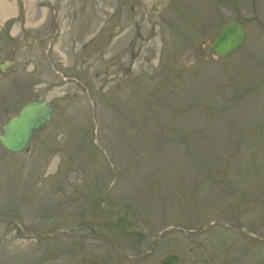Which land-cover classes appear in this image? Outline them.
I'll list each match as a JSON object with an SVG mask.
<instances>
[{"label": "rangeland", "instance_id": "obj_1", "mask_svg": "<svg viewBox=\"0 0 264 264\" xmlns=\"http://www.w3.org/2000/svg\"><path fill=\"white\" fill-rule=\"evenodd\" d=\"M165 1L0 0L12 36L52 17L0 37V132L27 100L53 105L29 150L0 142V264H223L225 226L201 228L264 202V0ZM231 20L247 41L221 59Z\"/></svg>", "mask_w": 264, "mask_h": 264}, {"label": "flooded vegetation", "instance_id": "obj_2", "mask_svg": "<svg viewBox=\"0 0 264 264\" xmlns=\"http://www.w3.org/2000/svg\"><path fill=\"white\" fill-rule=\"evenodd\" d=\"M165 2V0H152L153 8H159ZM143 8H146V5H143L142 9ZM134 9L135 6H132V10ZM51 35H54V32H52ZM94 37L95 36L93 35L92 38ZM25 39L26 35L20 36L16 38L14 42L22 43ZM100 44L101 43L98 40L97 45L99 46ZM97 53H100V47L90 51L91 55H95ZM11 61H13V64L15 63V60ZM3 62L5 61L3 60ZM8 68L9 67H7L4 71H1L0 68V77L6 76V71ZM13 70L15 73L18 68H13ZM43 81L44 79L40 77L33 79V87L47 86L44 85ZM23 87L24 81L19 80V82L17 83V88L20 94L23 93L26 89H23ZM35 90H37V88ZM36 98L37 97H34L32 99ZM29 100H27V102ZM19 109L15 112L17 113ZM224 226L225 256L223 257L225 259V262L223 264H264V202H262L261 200L246 203L225 202ZM189 231L195 230L189 229ZM206 260L207 264H209L210 259L207 257ZM178 264L182 263L180 262Z\"/></svg>", "mask_w": 264, "mask_h": 264}, {"label": "water", "instance_id": "obj_3", "mask_svg": "<svg viewBox=\"0 0 264 264\" xmlns=\"http://www.w3.org/2000/svg\"><path fill=\"white\" fill-rule=\"evenodd\" d=\"M246 37L247 30L243 24L235 21L227 23L213 43L215 53L222 58L231 56L244 45ZM2 69H5V65ZM19 112L4 124L3 133L0 135L2 143L13 151L25 148L33 136L44 129L51 117L52 107L48 101L34 100ZM177 261V255H169L162 259L163 264H176ZM195 264L204 262L197 261Z\"/></svg>", "mask_w": 264, "mask_h": 264}, {"label": "bare ground", "instance_id": "obj_4", "mask_svg": "<svg viewBox=\"0 0 264 264\" xmlns=\"http://www.w3.org/2000/svg\"><path fill=\"white\" fill-rule=\"evenodd\" d=\"M33 10H34V11H33ZM31 11L33 12V14L39 12V10H36V9H31ZM41 11L43 12V10H41ZM33 14H30L31 17H32ZM31 17H30V18H31ZM41 21H42V20H40L39 22H37V21H36V22H37V24H39ZM34 22H35V21H34ZM34 22L31 21L32 24H35ZM35 25H36V24H35ZM47 25H48V24H47ZM36 26H37V25H36ZM40 30H41V29H40ZM221 30H222V28H221Z\"/></svg>", "mask_w": 264, "mask_h": 264}]
</instances>
